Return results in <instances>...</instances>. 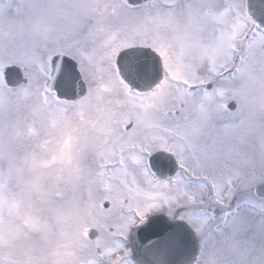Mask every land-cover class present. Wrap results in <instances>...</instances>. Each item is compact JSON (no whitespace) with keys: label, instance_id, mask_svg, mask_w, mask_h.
Here are the masks:
<instances>
[{"label":"rangeland","instance_id":"rangeland-1","mask_svg":"<svg viewBox=\"0 0 264 264\" xmlns=\"http://www.w3.org/2000/svg\"><path fill=\"white\" fill-rule=\"evenodd\" d=\"M56 1L49 0L56 4L49 6L46 10L42 9V6L39 7L40 10H35L32 0L31 8H34V15L36 13L40 15H36L38 18L23 22L19 17H14V19H3L0 23V42L5 43L2 67L12 63L13 60L23 68H27V74L31 80V83L20 91H10L3 82L0 69V202H3L5 198H16L20 190L18 179L8 168V159L14 157L18 163L21 158H30L48 169H56L63 165L65 178L50 187L44 203L38 206V210L33 215L25 219L24 227L31 234L30 243L38 250L45 248L49 243L58 240L59 229L52 215V209L58 206L63 207L81 221L78 241H72V247L74 249L78 244L82 251L89 243L85 241H88L87 231L90 228L100 230L99 238L111 239L120 233L127 234L139 220H143L152 212L161 210L165 203L162 197L156 199L151 196H141L133 207V209L138 208L139 211L132 214L126 206H121V201L127 200V190L116 177L122 176L115 174L106 182V171L97 165L103 162L105 157L112 156V145L110 143L104 145L101 139L91 138L89 145L82 147L78 145L81 141L78 136L60 135L59 130L62 126L93 127L97 126L95 123L103 127L102 131H109V128L114 126L115 130H118L117 133H123L124 122L130 121L129 116H139V110L128 109L127 104L126 108L124 104L127 99L124 97L126 89L121 84L116 70L98 71L93 55L81 59L80 55L76 54L78 60L84 63L82 70L91 85L88 98L80 102L81 105L71 106V108H64L61 106L62 103L53 102L54 97L45 90V83L48 80L46 77L51 72L50 65L43 74L39 72V66L42 61L47 63L54 53L68 52L66 47L74 37V33L82 29V25L78 23V17L64 18V11ZM45 21L55 25L59 39L55 47L31 38L36 25ZM125 28L126 23L122 29ZM11 35H17L16 40L11 41ZM256 43H253L250 54L248 52V55L242 58L241 68L257 76H264V57L256 52ZM10 48L17 58L10 57ZM113 56H108L105 61L109 62ZM217 56L214 54L207 56L211 61L210 74L214 67L219 68V65L223 63L222 58ZM190 77L196 78L197 74ZM165 84L157 91L158 103H155L156 105L171 95L169 87ZM100 85H104L105 89H101ZM234 87L233 82L228 88L222 90L232 91ZM111 95H116L118 98V102L114 103L115 108H113L114 104L112 107V101H110L102 112L84 114L91 111L90 99L98 98L97 100L105 104ZM111 108H113L112 112ZM164 126L170 125L166 123ZM185 130L183 127V131ZM130 140H138V138L129 140L115 138L114 143L118 146ZM41 142L43 145H40ZM228 144L229 139L216 137L211 141L209 136H205L204 140L201 137V140L197 139L193 143L194 161L189 164V167L197 174H211L214 180L208 182L215 188L212 192L213 190L207 184H196L194 187L197 192L195 208L203 209L207 197L215 195L221 200L226 191L233 187V181L228 177L232 160V156L227 151ZM225 161L228 162L225 163ZM220 165H223L225 178L217 182L215 176L220 170ZM262 182L264 181H257L253 184ZM210 192H212L211 195H209ZM201 193L204 195L202 204L199 200ZM106 200L111 203L108 210L102 207V203ZM199 215L200 218H193L190 221L203 237L201 258L198 264H264V252L258 247L255 245L241 247L236 242V236L224 237V230L234 228L241 215L238 219H230L225 223L223 220L217 223L209 214ZM251 219H253L251 216L245 217L243 224L250 225L248 220ZM222 227L224 229L221 230ZM109 228L114 229L113 233L107 231ZM0 264H10V261L7 257L0 258Z\"/></svg>","mask_w":264,"mask_h":264},{"label":"flooded vegetation","instance_id":"flooded-vegetation-1","mask_svg":"<svg viewBox=\"0 0 264 264\" xmlns=\"http://www.w3.org/2000/svg\"><path fill=\"white\" fill-rule=\"evenodd\" d=\"M31 1L32 0H0V23L3 19H14V17H19L23 22L28 19L34 20V18H38L40 15L38 13H36L38 16L34 15V8H31ZM33 1L32 4L35 10H40V6H42V9L46 10L49 6H54L56 4L54 2H49V0ZM56 2L59 3L60 7L63 9L65 19L70 16H76L79 18L78 23L82 25L80 32L74 33V37L66 47L68 50L66 53L75 57L79 52L77 40L83 31L87 30L91 34H96L104 33L109 29L117 27L122 29L125 23L126 28L130 26V23H138V25H140L145 22L146 14L149 11V9L143 7L144 0H130V3L136 4L137 8L135 9L125 7L124 0H57ZM150 2H152V0H150ZM168 2L175 3L177 0H168ZM23 3L27 4V6H24ZM179 3L182 6L190 5L191 8L195 9L198 13V18L192 15L188 7H182L166 26L151 30V34L148 38L152 41L154 46H174L177 51L183 52L185 57L184 69L180 75L189 82V87H186L183 83H177L176 79H169L166 74V84L163 83L161 87L164 84L169 87L170 97H166L163 101H159L160 104L158 105L154 104L150 110H139V116L137 117L129 116L130 121L135 123L137 127L134 129L133 123H129V131L127 133H117L116 131L118 130H115L114 126L110 127L109 131H102L103 127H101L99 123H95L97 126L93 127L69 128L65 125L59 130L60 135L78 136L81 139L78 145L82 147L89 145L91 138L97 140L101 139L104 145L110 143L112 145V156H119L121 150L129 149L134 143L141 141L143 145L142 150L144 151L143 165L147 166L149 163L148 153H151L154 165L153 167L147 168L149 178L154 182L153 186L149 187L145 184L143 178H141V184L142 187L151 194V197L156 199L159 198L156 196L157 193L172 191L171 186L165 187V185H168L169 180L179 175L183 174L185 180L191 184L193 189L195 181L188 180V174L182 173L178 158L171 156L167 151V148L170 147L169 144L163 142L152 143L146 139V137L150 136L154 131V129L147 128V125L150 123L159 127L167 123L170 126L164 127L177 129L183 134L178 138L179 143H189L188 137L190 130L187 127V121L190 117L194 119L196 113V106L192 102L193 95L195 94L198 98H202V94H215L217 91L222 89L225 90V88L232 85L233 82H235L233 76H236L237 69L242 66L241 57L244 53L251 50L252 47H250V45L253 46V43L259 40L258 36L260 35L258 24L253 15H250L253 13H250L249 10V4H251L253 10L254 8L257 11L259 10L260 6L258 0H256L255 4L253 0H179ZM112 21H119V24L112 23ZM15 36L11 35V41L16 40L17 37ZM4 44L0 42L1 72L6 66L18 65L17 62L12 60V63L2 67L1 61L2 55L4 54ZM10 52V57L17 58L12 48H10ZM211 54L218 55L222 58V64L227 68L223 76L210 74L209 67L211 61L207 56ZM90 55L94 56L96 67H98L96 69L98 71H106L108 69L114 71L116 69V60L114 61L110 58L109 62L105 61L102 64L100 62L102 59L100 54L93 53ZM80 64L81 66L84 65L83 62H80ZM194 74H197L196 78L190 77ZM202 80L205 81V83H201ZM207 81L212 82L208 83ZM210 84H212V87L208 88ZM122 85L128 92L130 91L125 84ZM192 85H194V87H191L190 90V86ZM90 88L91 85L89 86V91ZM9 90L18 92L19 89ZM145 95H150V93ZM124 97L128 98V95H124ZM86 98L83 100H86ZM117 99L116 95H111L105 104H102L100 100H97V103L104 110L110 101H112L111 104L113 107V104L118 102ZM83 100L76 103H58H62L63 105L61 106L64 108H71V106L81 105L80 102ZM181 101L184 103L181 104ZM163 102L165 106H163ZM124 104L125 106L126 104L128 105L127 99L124 101ZM113 108H115V104ZM113 108H111V112ZM129 108L128 105V109ZM173 108L177 109L176 116L171 115V109ZM236 108L237 106L234 102L228 104V109L232 112H234ZM102 111L97 110L95 105H91V111L84 114H94V112L98 113ZM92 119L93 117L91 120ZM233 119L234 117L231 114L226 113L211 124L197 139L201 140V137H203L204 140L205 136H209L211 141L216 137L230 140ZM91 123L93 124L92 121ZM240 123L242 124L243 121L241 120ZM183 127L186 129L185 131H183ZM145 129H147V131H145ZM72 130L74 131L72 132ZM115 138H124L126 140L138 138V140H130L117 146L114 143ZM40 145H43V142H41ZM193 148L194 145L192 149L186 153L184 161L186 167L192 172H194V170L189 167V164L194 161ZM101 164L102 162L97 165L101 166ZM105 171L106 182L111 179L110 176L113 177L115 174L123 176L122 172ZM207 176L211 181L214 180L211 174H207ZM262 183H243L233 186L230 190L226 191L219 203L216 202L218 196L205 197L207 200L203 209L196 210L195 205L189 204L186 200H181L179 203L168 206L164 205L158 212L165 213L173 219L185 220L188 223H190L193 218H200L201 216L199 214H209L217 223L222 220L225 223L230 221V219H238L239 215H241L240 220L234 225V228H227L224 230V237H232L234 235L236 236V242H238L241 247H253L255 245L260 251L264 252V197H261L256 191V187ZM157 185L159 187H157ZM174 194L178 195V193ZM181 204L185 205V207L182 208ZM247 216L253 218L248 220L250 225L243 224V219ZM222 229L224 228L222 227L221 230ZM107 231L113 233L114 229L109 228ZM199 236L202 245L203 237H201L200 234ZM85 242L89 243H87L88 245L84 250L80 251V255L84 258L85 264H130L131 251L128 239L125 238V235L123 238L114 236L111 239H107L101 237L96 240H88ZM75 250L76 247L73 251ZM200 258L201 253L195 264L200 262Z\"/></svg>","mask_w":264,"mask_h":264},{"label":"snow or ice","instance_id":"snow-or-ice-1","mask_svg":"<svg viewBox=\"0 0 264 264\" xmlns=\"http://www.w3.org/2000/svg\"><path fill=\"white\" fill-rule=\"evenodd\" d=\"M256 3V0H253ZM259 11L264 15V0H258ZM125 7H135L136 4L130 3V0H126L124 4ZM144 8L149 9L146 14L145 22L140 25L131 24L128 28L121 29L119 27L114 29H109L104 33L91 34L87 30L83 31L77 40V47L79 49L78 55L81 59L86 58L90 54L96 53L102 56L101 63L103 64L108 56L114 55L116 60V71H124L128 75V79L121 76V80L129 86V95L127 98V103L133 110H150L157 100V91L161 85L165 83V74H167L169 79H176L177 83H183L186 87H189V82L181 77V72L184 69V54L182 51H177L174 46H154L152 41L148 38L151 34V30L158 29V27L166 26L171 18L175 17L182 7H188L193 16L198 18V13L195 9H192L190 5L182 6L179 0L175 3H170L168 0H144ZM112 23L119 24V21H112ZM143 41V42H138ZM252 47V45H250ZM256 52L264 57V34H261L260 39L256 43ZM62 57V64L60 65L57 75L55 78L49 76L46 80L53 79V90L56 95L53 98L54 103H58L60 98L63 96L68 100L77 98V84L80 87L79 100H83L89 96L87 91L86 82L82 78V73L80 71V60L75 56L69 55L66 52H60L56 54ZM55 56L50 57L47 61L41 62L39 66V72L43 74L48 70V66L53 64L55 61ZM227 68L224 64H220L219 68H213V75L223 76ZM8 80L13 81L18 78L19 73L12 68L8 70ZM71 80V86H69L68 81ZM158 80V82H157ZM211 83L212 81H207ZM205 83V81H201ZM141 85L146 87L150 95L143 94L144 89ZM45 87L47 84L45 83ZM194 87V85L190 86ZM101 89H105L104 85H100ZM98 99V98H97ZM97 99H90V105H95L96 109L102 111L103 109L97 103ZM184 102L181 101V104ZM177 109H171V115L176 116ZM133 123L131 121H125L123 124V132L127 133L129 131L128 124ZM137 125L133 123V128L135 129ZM147 128L154 129L150 136L146 139L149 142H163L169 144L170 147L167 151L171 156L178 158L179 167L182 173L188 174V180L199 181L201 183L207 184L210 189L214 192L215 188L208 182L207 174L199 175L192 172L185 165L186 153L192 149L193 144L190 143H179L178 138L183 134L177 129L167 128L164 126L157 127L153 124H148ZM147 131V129H145ZM143 145L141 141L134 143L129 149L121 150L120 155L105 157L101 164V167L105 170L114 171L116 173H123V176H117L116 178L127 190V200L121 201V206H126L129 211H132L135 202L139 197L145 196L150 197L151 194L148 193L141 184V178L143 182L149 187H152L154 182L149 178L147 168L153 167V157L151 153H148L149 163L147 166L143 165L144 151L142 150ZM110 178H112L110 176ZM171 186L172 191L165 193H157V197H162L166 206L179 203L181 200L188 201L191 205H196L197 203V192L191 184H189L184 175H179L171 180H169L168 185ZM157 187H159L157 185ZM209 193V195L212 194ZM174 193H178L175 195ZM171 197V199H170ZM199 200L201 204L204 201V195L199 194ZM220 202L219 199L216 201ZM181 207L185 205L181 204ZM138 212L139 209L137 208ZM195 213V212H194ZM193 213V214H194ZM162 220L159 216L150 217L142 226V229L148 230L153 226L155 221ZM158 228L156 238L161 240L170 239L176 236L180 225L178 223H172L171 221H163L161 225L156 226Z\"/></svg>","mask_w":264,"mask_h":264},{"label":"clouds","instance_id":"clouds-1","mask_svg":"<svg viewBox=\"0 0 264 264\" xmlns=\"http://www.w3.org/2000/svg\"><path fill=\"white\" fill-rule=\"evenodd\" d=\"M31 38L52 47L59 43L55 25L47 21L36 25ZM234 83L232 91L219 90L215 94H202V98L194 94L195 118L188 119L187 127L188 142L195 143L220 117L226 113L234 117L227 151L232 156L228 177L236 186L264 181V76L239 68ZM232 102L237 106L234 112L228 109ZM7 163L18 179L20 190L16 198L0 202V258L7 257L10 264H85L79 245L75 251L72 247V241H78L81 221L63 207L52 209L59 229L58 240L45 248H35L30 243L31 234L24 227L25 219L44 203L50 187L65 178L63 165L48 169L30 158H21L17 163L14 157ZM219 168L217 182L225 178L223 165Z\"/></svg>","mask_w":264,"mask_h":264},{"label":"water","instance_id":"water-1","mask_svg":"<svg viewBox=\"0 0 264 264\" xmlns=\"http://www.w3.org/2000/svg\"><path fill=\"white\" fill-rule=\"evenodd\" d=\"M258 23L264 31V21H258ZM62 59V57L56 56L55 61L52 64V78H55V76L57 75V71L60 65L62 64ZM9 68L15 69L19 73L17 79L13 81L8 80L7 74ZM119 74L120 76H124L125 79H128V75L126 72L120 71ZM3 75L6 84L10 88H17L23 84L28 83V79L25 77L23 70L18 66L6 67L3 70ZM68 84L69 86H71V80L68 81ZM141 87L145 88L143 93L148 92L146 89V87L148 86L141 85ZM47 89L51 92H55L53 90V79L51 78L47 83ZM76 90L79 97L80 87L78 84L76 86ZM78 97L73 98L72 100H68L62 96L60 100L77 101L79 100ZM257 190L259 192H264V185L258 187ZM157 216L161 217L163 221H171L172 223H178L180 225V228L178 229L176 236L166 240L156 238L158 231V228L156 226L161 225L162 220L155 221L153 226H151L148 230H144L142 229V227L138 229L134 234L132 240V261L134 262V264H191L194 259H196L199 250L198 239L194 232L185 222L173 221L163 215ZM97 236L98 232L96 230H91L89 232V237L91 239H95Z\"/></svg>","mask_w":264,"mask_h":264}]
</instances>
